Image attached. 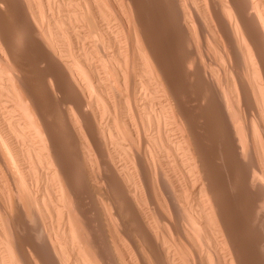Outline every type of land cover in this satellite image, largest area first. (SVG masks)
I'll return each mask as SVG.
<instances>
[{
  "label": "bare ground",
  "instance_id": "bare-ground-1",
  "mask_svg": "<svg viewBox=\"0 0 264 264\" xmlns=\"http://www.w3.org/2000/svg\"><path fill=\"white\" fill-rule=\"evenodd\" d=\"M66 1H3L14 21L6 25L5 37L0 35V170L21 200L16 203L15 196L14 205L9 191L4 192L11 198L0 192V264H250L247 251L238 250L237 235H231L224 205L230 202L222 204L219 197L222 190L244 195L233 212L239 211L244 223L259 220L264 231V0H169L175 19L166 18L168 27L179 32L170 40L186 45L194 57L192 74L203 81L197 91L206 92L200 104H214L212 121L222 124L225 131L217 133H226L230 143L224 158L231 153L236 159L227 162L229 170L214 176L199 172L207 160H202L199 141L194 142L196 155L192 151L191 117L164 88L136 9L126 0ZM122 19L131 27L126 33ZM212 44L220 48L217 63L210 61L217 51L212 54ZM10 45L31 47L36 63L54 68L44 92H74L75 109L62 115L65 144L73 149L68 166L78 168V177L86 180L93 210L100 212L98 230L94 224L99 234L90 230L91 211L81 208L78 194L70 193L72 186L65 183L66 169L47 142L49 132L17 74ZM130 63L132 73L127 71ZM110 73L122 86H113L122 89L112 94L123 106L118 112L115 104L105 103L109 94L104 83L113 82ZM143 86L154 92L146 97ZM85 92L97 96L86 97ZM98 104L105 112L115 111L113 117L103 122L101 114L99 119L93 109ZM39 169L45 171V185L35 193L32 177ZM223 193L222 199L228 196ZM257 235L247 237L257 252L252 264H264V233Z\"/></svg>",
  "mask_w": 264,
  "mask_h": 264
},
{
  "label": "rangeland",
  "instance_id": "rangeland-1",
  "mask_svg": "<svg viewBox=\"0 0 264 264\" xmlns=\"http://www.w3.org/2000/svg\"><path fill=\"white\" fill-rule=\"evenodd\" d=\"M3 1H6V0H0V35H2L3 37H5V35L6 34H4V29H5V27H6V25L8 26V25H11L12 24V22L14 21V18H13V16H12V14L10 13L11 11L10 10H8L7 9V7H6V4H3ZM172 1V0H171ZM171 1H169V0H126V2H128V7L129 8H131V9H136V11L138 12V14H139V20L141 21V23H143L142 25H143V28H144V30H143V32H142V35H143V40L144 41H146L147 42V44H149L150 45V47L152 48V50L154 51V56L156 57V61H157V64H155V68H156V70H159V72H158V74L160 75V74H163V75H160V79L163 81V83L164 84H167L166 86L164 85V88L166 89H168L169 88V90H167L168 92L171 90V94H170V92L168 93L169 95H171V96H173V97H176L177 98V101H178V103H181V105L182 106H185L184 108L186 109V111H187V114H189V116H188V119H189V121L187 122V125H190L189 127L193 130V132H192V135L194 136L193 138L191 137L190 138V135H189V139H193L192 141L193 142H191V143H199L200 142V144H198V146H199V148L198 149H200V151H202V160L203 161H206L207 162V164H205V162H204V170L202 171L201 169L199 170V172H200V174L203 176V174L204 173H202V172H205V174H204V176L205 175H212V176H214V174L216 175V173L217 174H220V173H225L226 171L225 170H229L228 168H227V166L229 165V164H231V163H234L235 162V157L230 153V154H228V152H230L229 151V149H230V143H229V139H228V137H227V135H226V133H220V132H223V131H225L221 126H222V124L219 126V124L220 123H218L217 124V122H216V120H214L213 119V121H212V118H213V115H211L212 113H213V111H214V108H215V106H214V104H212V103H209V101H207L206 103H204L203 105L202 104H200V102H203L204 101V97H205V95H206V92H199L198 93V91L197 90H199L201 87V85H202V83H203V81H202V79L200 80V79H198L197 77H195V79H194V75H195V70H196V67H195V64H194V62H193V56H191V55H189V53H188V50H189V48H187V46L186 45H182V47H179V45H175V44H173L172 43V40H170V38H172V37H177L178 36V34H179V32H178V29H177V27H173L172 29L173 30H170L169 29V24H170V22L169 21H167L166 20V18L168 17V16H171L172 18L173 17H175V13H174V10H172L173 8H171L172 7V5L170 4L171 3ZM51 2H52V5H51ZM50 2V6H55V7H57L56 6V2H53V1H51ZM65 2L67 3V1L65 0ZM162 2V3H161ZM170 2V3H169ZM55 3V4H54ZM46 5V4H45ZM4 6V7H3ZM109 6V5H108ZM111 7H112V5H110ZM132 6V7H131ZM171 6V7H170ZM54 7V8H55ZM111 7L109 8V7H107L106 9H108V10H112L111 9ZM113 8V7H112ZM2 9V10H1ZM82 9V8H81ZM168 9V10H167ZM45 10V12H46V10L47 9H44ZM107 10V11H108ZM149 10V11H148ZM170 10V11H169ZM116 10L113 8V11L112 12H115ZM169 11V13H167V12ZM111 12V13H112ZM170 12L172 13V14H170ZM116 13V12H115ZM167 13V14H166ZM47 12L44 14V16L46 17L47 16ZM170 14V15H169ZM6 15V16H5ZM124 17V16H123ZM125 18V17H124ZM127 19V18H126ZM126 19H122L123 21V23L122 24H124V26H123V31H125V33H126V29H129V28H131L130 26H129V24H127L125 21H127ZM173 19H175V18H173ZM166 20V21H165ZM169 20H171V19H169ZM126 23V24H125ZM144 23H145V25H144ZM148 23V24H147ZM128 27H126V26ZM146 26V27H145ZM157 26V27H156ZM154 29V30H153ZM176 31V32H175ZM3 32V33H2ZM175 32V33H174ZM91 33H93V32H91ZM124 33V34H125ZM144 33H146V34H144ZM149 34V35H148ZM93 36V38H95L94 40L96 41V40H98L99 41V37H98V35H96V34H92ZM145 35H147V36H145ZM1 36V37H2ZM98 37V38H97ZM121 37L123 38V35H121ZM120 37V38H121ZM167 37V38H166ZM149 40H151V41H149ZM97 41V42H98ZM121 41H122V39H121ZM166 41V42H165ZM100 42V41H99ZM153 42V44H151ZM215 46V49H213L214 48V46ZM12 45H10V50L11 51H13L12 53V55L15 57V59H16V63L17 64H19V70L21 71H19L18 70V72H17V74H19L18 76H19V78L21 79V80H23V83L25 84V86L28 88V90L30 91L29 92V94H30V100L35 104V106H36V109L34 108V111L36 112H39V115H37V116H40V117H38V119H39V121H40V123L42 122V123H44L43 125V128H44V130H45V132L48 130V132H49V136L50 137H48L47 136V134H46V139H47V142H48V144H49V146H50V148H52V152H54V154L56 155L55 157L56 158H58L59 160H61V163L63 164V165H65V167L62 165V167H63V169H66V170H64L65 172H64V174H65V176H64V174H63V178L65 179V183H69V185L70 186H72V187H69V188H71L70 189V193H75V194H78V203L79 202H81L82 204L80 205V203H79V205L81 206V208L83 209V210H86L85 212L86 213H88V211L90 212L91 211V213H89V215L88 216H90V217H88L87 215V218H89L90 219V221H92L91 222V224L90 225H93V227L92 226H90L91 227V231L93 232V230H95V228L98 230V227H99V220H100V218H98L100 215H99V213L100 212H97L98 210H96V211H94L93 209V204L94 203H92V201H93V196L89 193V196L87 195L88 193L87 192H89L88 191V188H87V185L85 184L86 183V180H85V178H79V177H81V175H79L80 173L79 172H77V169L78 168H76V167H74V166H68V162H69V156H71L70 154H72V145H68V144H70V143H68V144H65V140L67 139V134H66V132H65V130H64V123H63V121H64V118L62 119V115H64L65 114V110L67 109V108H69V107H72V109H75V107L73 108V106L75 105V102H76V98L73 96V93L74 92H69V93H66V95H65V93L64 92H54L53 94L52 93H46V92H44L43 91V85H45V82H46V80H48V77H50V76H48L47 77V74L48 73H50V70H52V69H54L53 67H51V66H48V65H46L45 63L44 64H42L41 62H38V63H36L35 62V57H36V54H35V52H34V50L33 49H31V47H29V46H26V45H18V46H16V48H15V45L14 46H12ZM178 46V47H177ZM211 46H213V47H210V49H211V51H212V54H213V52H214V50H217V51H215V53H216V55H215V53L213 54V56L212 55H210V61L211 62H214V60H217V56H219L220 55V53H219V51H220V48H219V50L218 49H216L217 47H216V45L215 44H212ZM74 47H75V49H74ZM74 47H72V49H73V52L72 53H74V54H72V55H74L73 56V58L75 57V54L77 55V48H76V46H74ZM29 48V49H28ZM99 49H100V47H99ZM213 49V50H212ZM218 54V55H217ZM193 57V58H192ZM213 58V59H212ZM17 60H18V62H17ZM158 62H159V64H158ZM177 63H178V65H177ZM214 63H217V61L216 62H214ZM14 64V63H13ZM163 64V65H162ZM226 64V63H225ZM21 65H22V67H21ZM129 65H130V69H129ZM128 65V70L127 71H129V70H131V63ZM166 65V66H165ZM192 65V66H191ZM17 66V65H16ZM31 66V67H30ZM164 66H165V68H164ZM191 66V67H190ZM26 67V68H25ZM22 68H24L23 70H22ZM158 68H160V69H158ZM49 69V70H48ZM190 70V71H189ZM188 71V72H187ZM129 72H131V71H129ZM194 72V73H193ZM132 73V72H131ZM189 73V74H188ZM194 75H193V74ZM113 73H110V77L108 78V80H109V82H111V81H113V79H116L115 77H114V75L115 74H113ZM21 75V76H20ZM128 75H129V82H128V85L130 86V82H131V78L130 77H132V75L130 74V73H128ZM187 75V76H186ZM191 75V76H190ZM193 75V76H192ZM191 77V78H190ZM193 77V78H192ZM50 79V78H49ZM96 78L94 77L93 78V80L96 82V80H95ZM163 79H165V80H163ZM79 80L81 81L82 80V78L80 79L79 78ZM92 80V81H93ZM144 80V79H143ZM191 80H193V81H191ZM200 80V81H199ZM92 82V83H95V82ZM82 82V81H81ZM115 82V84H113ZM169 82V83H168ZM198 84H197V83ZM84 82H82V84H83ZM106 83H108V82H105L104 84H105V86L106 87H108L107 89H106V92H108V94H109V97H107L106 99H105V103L106 102H108V100H109V106H113L114 104L116 105L115 106V111L116 112H118V110H120V108H121V106L122 105H119L118 104V101L117 100H115V99H117V98H115V95L113 96L112 94H116V92L118 91L117 89L118 88H116V87H114L113 88V86H117V82L116 81H113V82H111V83H108L107 85H106ZM117 83V84H116ZM201 83V84H200ZM85 84V83H84ZM109 84H110V86H109ZM171 86H170V85ZM192 84V85H191ZM198 86H197V85ZM94 85V84H93ZM111 85H112V87H111ZM120 88H122V86H120V85H118ZM117 86V87H118ZM168 86V87H167ZM195 86H196V88H195ZM110 87H111V90H110ZM119 88V91L118 92H120V90H122V89H120ZM143 88L145 89H142V92H144V94H146V97H148V94L147 93H149L150 94V92L149 91H151L152 89H153V87H150V88H146V87H144L143 86ZM174 88V89H173ZM193 88H195V89H193ZM148 89V90H147ZM191 89V90H190ZM116 90V91H115ZM173 90L175 91V92H173ZM194 90V91H193ZM111 93H110V92ZM113 92V93H112ZM151 92H154L153 90L151 91ZM195 92V93H194ZM64 93V94H63ZM88 93V94H87ZM93 93V94H92ZM197 93V94H196ZM174 94V95H173ZM200 94V95H199ZM87 95V96H86ZM95 97V96H97V93L95 94V92H85V96L86 97ZM93 95V96H92ZM111 95V96H110ZM198 97H197V96ZM200 96V97H199ZM198 99V101L199 102H197L196 100ZM202 100V101H201ZM207 100V99H206ZM196 101V102H195ZM74 102V103H73ZM114 102H116V103H114ZM1 103V102H0ZM69 103H71V104H69ZM108 103H106L107 105H108ZM194 103V104H193ZM8 104V103H7ZM189 104V105H188ZM191 104V105H190ZM196 104V105H195ZM199 104H200V106H199ZM71 105H73V106H71ZM195 106V107H194ZM98 110H97V108L95 107H93V109L95 110V113H97V112H99V113H97L96 115H97V117H98V115H101L102 114V116H100V117H102L101 118V120L103 121V122H105L107 119H109L111 116L113 117V115L114 114H112V113H114L113 112V110L111 109V113L109 112V111H107V112H105L106 110H103L101 107H102V105H100V104H98ZM123 107V106H122ZM190 107V108H189ZM194 107V108H193ZM197 107H199V108H197ZM201 107V108H200ZM91 109V108H90ZM193 109L195 110L196 109V111L194 112L193 111ZM105 112H103V111ZM37 112H36V114H37ZM64 112V113H63ZM73 112L75 113L76 112V110H73ZM88 113H86L87 115H88V117H90V113H91V110L89 111V108H88V111H87ZM193 113V115H192V113ZM110 113V114H109ZM191 113V114H190ZM76 114V113H75ZM196 114V115H195ZM208 115V116H207ZM78 116V115H77ZM107 116V117H106ZM64 117V116H63ZM100 117H98L99 119H100ZM194 117V118H193ZM43 118V119H42ZM106 118V119H105ZM198 120H197V119ZM194 119V120H193ZM63 120V121H62ZM105 120V121H104ZM43 121H45V122H43ZM215 123V124H214ZM49 126V127H48ZM193 126L195 127V128H193ZM217 126V127H216ZM210 127V128H209ZM215 127V128H214ZM219 127V129L217 130V128ZM222 128V129H221ZM206 129V130H205ZM217 131H220V132H218V133H220V134H218L217 133ZM196 133V136L194 135L195 133ZM194 133V134H193ZM191 135V136H192ZM52 136V137H51ZM222 136V137H221ZM223 138V140H222V142H221V144H220V142L219 141H221L220 139L221 138ZM211 138V139H210ZM216 139V141H214L215 139ZM218 138V139H217ZM53 139V140H52ZM196 139V140H195ZM200 139V140H199ZM219 140V141H218ZM227 140H228V142H227ZM199 141V142H198ZM226 141V142H225ZM215 142H217V143H215ZM192 144L191 146H193V152L195 153V155H196V146H197V144ZM203 143V144H202ZM213 143H215L214 145H212ZM228 143V144H227ZM65 145V146H64ZM68 145V146H67ZM195 145V146H194ZM206 145H207V147H206ZM211 147H210V146ZM219 145V146H218ZM225 145V146H224ZM55 146H56V148H55ZM229 147V148H228ZM69 148V149H68ZM225 151H228L227 152V154L229 155H227L228 157H226V160H225V154H226V152ZM68 153H70V154H68ZM220 153V154H219ZM230 156H232L233 158H231ZM61 158V159H60ZM68 158V159H67ZM233 160L234 159V161H231V159ZM64 159V160H63ZM209 161V162H208ZM224 161V162H223ZM229 164H228V163ZM67 163V164H66ZM210 163V164H209ZM217 163V164H216ZM199 166H200V164H198ZM227 165V166H226ZM198 166V167H199ZM213 166V167H212ZM70 167V168H69ZM71 167H73V168H71ZM200 167H202V166H200ZM199 167V168H200ZM76 168V169H75ZM67 169H70L68 172H67ZM219 169V170H218ZM233 169H235V168H233ZM232 169V170H233ZM205 170H207V171H205ZM40 171H42V172H40ZM75 171V172H74ZM212 172V173H209V172ZM225 171V172H224ZM231 171V170H230ZM230 171H228V174H230ZM3 171H1L0 170V186L2 185V182L4 183L3 185H5V186H3L2 185V190L3 191H1V187H0V192L1 193H3L4 191L5 192H10L14 197H12L11 196V194L10 193H6V195H5V192L3 193V195H5V196H7V194H10L8 197L9 198H14V199H12V202L14 203V205H15V202L13 201V200H15V196L17 197V198H19V199H17L16 198V203H17V201L18 202H20V200H21V196L19 195V197H18V194H16V192H14L15 191V189L13 188V186L11 185V184H9L8 182L5 184V178L3 179V173H2ZM220 172V173H219ZM234 172V170L232 171V173ZM2 173V174H1ZM40 173V174H39ZM43 173H45V171L42 169V170H40L39 169V171H38V174L40 175V177L42 176H44V174ZM74 173V177L72 176V174ZM231 173V174H232ZM36 175H37V173H35ZM43 174V175H42ZM39 175H37V176H35L34 175V177H32V178H34V180L32 179V182L34 183V181H36L37 182V184H36V182H35V184L32 186V190L36 193V191L38 192V189H40V191L42 190V187L44 188V185H45V182L43 181L44 180V178H42V180L40 181V177L39 178H37ZM77 175V176H76ZM33 176V175H32ZM76 176V177H75ZM79 176V177H78ZM36 177V178H35ZM70 177H73V178H71L70 179ZM79 178V179H78ZM36 179V180H35ZM37 179H39V180H37ZM77 179V180H76ZM4 180V181H3ZM69 180H71L70 182H69ZM7 181V180H6ZM9 181V180H8ZM43 181V184L42 183H40V182H42ZM8 184H9V186L11 185V187H8V188H10V189H8V188H6L7 186H8ZM40 184V185H39ZM7 185V186H6ZM52 185V184H51ZM68 185V184H67ZM68 185V186H69ZM85 185V186H84ZM34 186H35V190L33 189L34 188ZM37 186H39L38 187V189H37ZM74 186V187H73ZM83 186V187H82ZM80 187H82V188H80ZM220 188V187H219ZM78 189V190H77ZM87 189V190H86ZM7 190V191H6ZM10 190H12V191H10ZM14 190V191H13ZM82 190V191H81ZM84 190V191H83ZM86 190V191H85ZM217 190H218V188H217ZM219 191V190H218ZM14 194H13V193ZM84 192V193H83ZM224 191L222 190V191H220V193L218 192V197H219V201L222 203V204H224L225 202H230V204L229 205H227V203H225L224 205H226L227 206V208L225 207V209L227 210V211H225V216H226V219H227V222H230L229 223V226H230V228H232V233H231V235H233V236H236L237 237V239H239V240H237V247H238V250H240L241 252H245V251H247V254H245L246 256H245V258L247 259V261L250 263V264H252L253 262V260L255 259V257H256V254H257V252H256V248H254V247H251V245L248 243V239H247V237H249V236H251L252 238L253 237H256V235L257 234H259V235H257V237H259V236H262V234L264 233V231H263V225L261 224V222L259 221H256V223L254 222L253 224H252V222H250V224H249V222H247V223H244L243 222V218L241 217V213L239 212V211H237V213L236 212H233V205L235 204V202L236 201H238L239 199H243L244 198V195H240V197H238L237 196V194L236 193H231V195H230V193H227V194H224L223 193ZM0 193V196L2 195ZM81 193V194H80ZM222 193H223V196L225 195V196H227V197H224L223 199H222ZM220 194V195H219ZM5 196H3V197H5ZM11 196V197H10ZM234 197V198H233ZM243 197V198H242ZM6 198V197H5ZM9 198H8V201H7V198L5 199V202L7 201V204L9 203V202H11V200H9ZM107 199V198H106ZM105 199V201H103V204L105 205L107 202V209H108V211H109V209L111 208L110 206H109V201H107ZM222 199V200H221ZM104 200V199H103ZM231 200V201H230ZM223 201V202H222ZM240 201V200H239ZM238 201V202H239ZM89 202V203H88ZM228 202V203H229ZM233 204H232V203ZM13 203H9V205L11 204L12 206H13ZM87 203V204H86ZM91 204V205H90ZM85 205V206H84ZM87 205H88V208L89 209H87L86 207H87ZM84 208H83V207ZM106 206H103L102 205V209H103V207H104V209L106 208ZM92 207V209H90ZM109 207V208H108ZM229 207V208H228ZM106 209V210H107ZM88 210V211H87ZM93 210V211H92ZM99 211H101V210H99ZM92 212L94 213V212H96V213H94V214H92ZM229 212V213H228ZM231 212V213H230ZM240 214V215H239ZM92 215L94 216L93 218H92ZM231 217V218H230ZM231 219V220H230ZM229 220V221H228ZM96 222V223H95ZM94 224H95V226H94ZM260 224V225H259ZM249 226V227H248ZM248 227V228H247ZM243 229H244V234H243ZM97 230H95L94 232H96L97 234H99L98 232H97ZM237 232V233H236ZM263 232V233H262ZM240 234H241V236H240ZM249 234V235H248ZM24 236H25V233H24ZM239 237V238H238ZM240 243V244H239ZM250 246V247H249ZM249 250V252H248V250ZM244 250V251H243ZM246 253V252H245ZM244 258V259H245ZM254 258V259H253ZM243 260V259H242Z\"/></svg>",
  "mask_w": 264,
  "mask_h": 264
}]
</instances>
